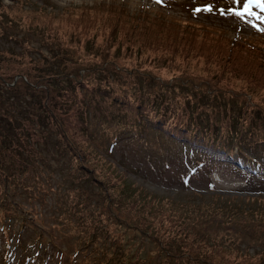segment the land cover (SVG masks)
<instances>
[{"label":"rangeland","instance_id":"1","mask_svg":"<svg viewBox=\"0 0 264 264\" xmlns=\"http://www.w3.org/2000/svg\"><path fill=\"white\" fill-rule=\"evenodd\" d=\"M22 1L27 9L42 11L23 10L18 18L14 16L16 23L0 16V51L27 54L32 62L29 64L25 59L23 66H30L31 74L35 68H42V74L58 68V74L67 76L57 78L54 87L60 81L74 79L83 85L96 83L100 87H112L120 95L127 92L136 96L135 92L140 90L142 94L155 96L157 103H164L166 111L171 113L187 106L193 114L197 108H204L201 113L210 115L206 111L209 103L218 111L214 115L217 118H211L214 124L223 122L226 125L228 118L230 125L240 124L237 111L243 107L248 116L245 123L254 116H264V61L262 63L255 54L253 59L249 57L261 75L257 77L258 71L251 73L252 85L247 81L243 83L247 73L239 70L246 59L243 54L235 59L231 56V67L208 56V49L200 47L205 44L199 37L195 42L198 47L182 56L184 45L190 41L176 36L182 30L188 32L190 26L211 38L218 35L231 40L244 38L264 48V31L258 30L264 29V12L257 7L240 19L231 14L233 11L218 12L216 9L219 5L233 4L234 0ZM3 2L5 6L13 4V0ZM238 2L239 5L244 3L243 0ZM102 5H120L133 17L142 12L164 20L165 28L159 24L156 29L163 31L164 28L168 41L160 44V52L154 53L150 52L151 45L148 52L138 54L134 49H111L103 60V68L108 62L114 66L103 69L100 54L109 31L90 29L94 13ZM207 7L212 11H196ZM83 12L85 19L82 21ZM14 13L12 11V15ZM136 31L131 35L141 40ZM225 42L228 43L227 40L218 41ZM51 50L56 53L54 61L47 63L43 57L48 58ZM194 51L195 59L190 54ZM19 68L17 62H10L7 72L0 71V79L9 75L13 82L29 80L36 89L46 87V79L32 78L27 72L19 74L26 71ZM35 81L39 82L33 84ZM162 81L168 84H161ZM84 92L85 88L78 91L71 88L67 98H82ZM204 92L209 93L202 97ZM0 94L3 97L0 99L2 144L9 137V146L14 143L21 146L20 130L13 129L12 125L29 124L27 119L33 113V104L27 102V95H16L6 89ZM212 97L214 102L211 103ZM86 120L84 136L87 140L83 153L87 161L92 157L104 164V160V166L111 168V176L103 177L107 184L103 196L90 182L83 183V187L94 191L88 209L101 210V227L109 232L113 242L108 243L99 232L88 235L78 222L80 208L72 207V196L66 189L73 191L82 185L73 181L83 178L85 171L75 169L72 173L74 167L69 154L65 150L61 154L62 143L58 150L57 135L50 133L51 125L39 117L28 131L33 129L40 134V141L29 140L26 149L17 153L10 148L9 151L8 147L4 156L0 151V169L6 172L4 167H7V174L14 171L20 158L25 161L29 151L36 154L30 163L34 176L27 173L25 180L8 182L0 191V264H32L26 260L30 258L24 256L30 251L37 255L39 264H264V152L245 150V161L240 163L243 171H238L234 169L236 147L221 158L209 161L194 156L188 143L146 125L134 128L123 118L114 119L112 114L107 121L102 118ZM256 133L264 139L263 133ZM261 145L264 147V143ZM83 192L79 193L83 195ZM224 204L227 207L223 209ZM159 211L166 215L162 217ZM175 221L185 223L188 234L195 237L197 234L207 240L193 245V252L185 249L187 242L179 240L172 232L167 233L168 225ZM190 226H196V232L190 230ZM16 239L25 243V250L13 246ZM5 253L8 261L4 260Z\"/></svg>","mask_w":264,"mask_h":264},{"label":"trees","instance_id":"2","mask_svg":"<svg viewBox=\"0 0 264 264\" xmlns=\"http://www.w3.org/2000/svg\"><path fill=\"white\" fill-rule=\"evenodd\" d=\"M243 1L244 3L246 2V0ZM244 3L239 5L238 0H234L233 4L231 5L226 3L225 5L217 6L216 9H218V12H222L223 9L233 12H243ZM23 10H33L32 12L35 13L42 11V9L36 8L27 9L26 4L22 0H13V4L11 6H5L3 0H0V16H6L11 21H15L14 16H17L18 18L19 15L23 13ZM98 10L99 11H95L94 13V19L91 23L90 29H96L95 32L109 31L107 32V38H105L104 48H101L102 52L100 54V60L102 62V68L105 62L103 60L104 58L106 59L111 49H113L114 51L121 48L128 51H132L131 49H134L136 54H138V52L141 51L148 52L149 49H151V45L153 49H151L150 52L154 53L160 52V50L162 49L159 47L160 44L162 45L163 42L168 41V39L164 36L166 34L164 33V28L166 25V22H164V20H158L156 18L155 20L151 15H145L142 14V12H139L136 17H133L129 15L120 5H102L98 7ZM12 11H15L16 13L12 15ZM25 17L28 18L27 15ZM80 19H82V21L85 19V12L80 15ZM80 19H78L77 22H79ZM96 21H98L99 24H96ZM159 24H161V27L164 26V28H162L163 31L157 30ZM138 27L139 30L136 31L135 29H137ZM187 30L189 31L184 32V30H182V32L176 34V36H182V40L186 38L190 41L184 45L186 47L181 52L182 56L184 54H187L190 49L194 50L198 47V43L195 42H198L197 38L200 37L199 39H201V41L205 44L204 46L200 47H206L208 49V56L214 58L216 61H223V63L229 64L231 67H233L231 56H234L235 59V57H240V54H243V56L246 58L245 62L243 63V67H238L239 70L247 72L243 76L244 79H246H243V83L248 82L252 85L253 82H251V77H249L251 73L255 74L258 71L257 77L261 75L259 70H257L256 67L252 66V56H254L255 54L256 58L260 59V61L263 63V45L261 46L259 44H252L251 42L253 41H249L244 38L231 40L221 35H218V37L216 38H211L209 36L203 35L204 31L201 33V31L197 30L196 27H193L192 29L190 26H188ZM134 31H136L141 40H137V38L131 35ZM131 36L134 38H132ZM220 39L227 40L228 43H218ZM18 43L22 46V43ZM188 44H190V48L188 47ZM202 50L203 49H201V51ZM53 51L54 50H51L52 53L49 56L50 58L43 57V61L46 59L47 63L49 62V60L54 61L53 56L56 53H53ZM173 54L174 52H172V55ZM190 54H192V58H194L196 55L195 51ZM177 55L179 56V53H177ZM17 56H19L20 59L17 58ZM249 57H251L252 59H250ZM25 59H27L28 63L31 64L32 61L27 54L15 55L14 50H2L0 51V71L7 72L8 64L10 62H17V65L20 67L19 69L26 70L21 71L19 74L25 75V72L31 74V67L27 65L23 66V60ZM113 66L114 65L112 63L108 62L103 69L113 68ZM51 69L52 70L46 71L48 74H42V68H35L34 73L29 75L32 78L38 77L39 80L46 79V87H37V89L34 88L31 83H29V80L27 82H24L22 79H20V81L13 82L12 78H10L9 75L1 76L0 91L6 89L10 92H14L16 95H27V102H32L33 104V113L27 119V122H29V124L19 126L12 125L13 129H16L17 127L19 128L20 132L18 133L22 137V145L20 146L14 143L9 146V137H7V140L3 145V139L0 136V151L2 150V156H4L5 149L8 147V149L10 148L15 153H17L18 150L22 151L23 149H26V143H28L29 140L31 142L40 141V134L36 133L33 129H30L28 131V129L31 128L33 124L37 123L35 122V120L39 119V117L43 120V122L51 125L52 130L49 129V132H53L58 137L55 142L58 144L57 149L61 150L62 148L61 154L63 153V150H65L66 153L69 154L72 166L74 167L72 173L74 174L76 172L75 169H82L85 171L83 173V178L77 177L73 181L74 183H82V185H79L73 191H71L70 188L66 189L67 194L69 192L72 196L70 199L72 207L74 209L76 207L80 208L78 210V222H80V224L82 223L83 227L87 230L88 235L94 234V232L102 233L108 243H112L113 240H111L108 236L109 232L105 231L101 227L100 219L103 216L101 210L92 211L88 209L90 207L91 197L93 196L94 191H88L83 187V183L90 182V184L94 185L101 191V195L103 196L104 194H106L107 189V184L103 177L111 176V168H106L104 166V164H106L104 160V164H102L100 160L96 158L94 159L92 157L87 161V155L83 153V149L86 146L85 140H87V137L84 136V126L87 124L86 118H93L96 120L97 118H102L107 121L108 115L112 114L114 119L123 118L127 125H131L134 128H141L146 125L148 128H153L156 131L160 130L163 133H166L172 139H177L180 142L182 141L188 143L192 146V148H190L191 150H188H190V152L194 156L209 161H211L212 158H221L224 153L230 152L232 147H236L238 149L235 155L237 163L234 165V169L238 171H243V169H241L240 167V163H244L245 161L243 153L245 150L249 149V153H255L256 150L264 152V147L261 145L264 143V139L262 138V136L256 133L259 131L260 133L264 134V128H262V126H264V116L262 118H260L261 116H254L253 118H249L248 123H245L247 113L244 107L237 111L238 121L241 118L240 124L234 122L230 125L229 118L226 125H224L223 122L214 124L211 118H217L214 117V115L215 112L218 111L216 109H213V104L208 103V107L206 110L207 114L210 115H204L203 113H201L202 110H205L204 108H202V110L200 108H197L196 113L193 114L187 106L183 108L180 107L178 111L171 113L166 111L167 106L164 103H157V100H155V96L142 94L140 90L135 92L136 96H133L132 93L127 92H123V94L120 95L116 93V91L112 87H100L96 83L90 86H88V83H85V85H83V82H81L80 84L78 80L74 81V79L60 81V83H58L54 87L53 84L55 83V80H57V78L64 79L67 75H65L64 73L58 74V68L56 69V67ZM116 73L118 72L116 71ZM38 82L39 81H35L33 82V84H37ZM161 84L167 85L168 83L167 81H162ZM71 88L75 91L85 88L86 93H83L82 98H67V95L69 94ZM208 93L209 92H204L201 96L205 97L206 95H208ZM0 99H3L1 94ZM213 99L214 97L211 98V103L214 102ZM103 104L104 109L102 108ZM183 104L185 105V103ZM191 110H193V108H191ZM221 112H223L222 109ZM224 116L225 115L223 114L222 119H224ZM257 140L258 142H256ZM260 141L262 143H260ZM31 142L29 143L30 145ZM252 144H255V146H253ZM59 146H61V148ZM28 153L29 155H25V161L20 158L21 161H19V164L15 166L13 172L7 174V167H4V169L7 170L6 172L2 171L3 169H0V191H2L5 186H7L8 182L25 180L27 173H31L34 176L33 167L30 165V163L31 160L34 159L33 157L36 156V154L34 153V151H29ZM6 159L9 160L8 157H6ZM195 162L197 161L195 160L193 164ZM262 169V171L264 172V168ZM23 174L24 176H22ZM242 174L244 175V173ZM80 191H84L83 195L79 193ZM224 207H227V204H224L223 209ZM92 214H94L93 220H91ZM160 215H162L163 217V215L166 214L160 212ZM97 226H100V228H98ZM168 226L169 227L167 228V233L172 232L173 234L178 235L179 240L187 242L184 248L190 250L191 252L194 251L193 245H197V243L201 244L202 240H207L205 238L198 237L197 234L196 237L192 233L188 234L189 232L186 229L187 225L185 223L180 224L178 221H175L171 223V226ZM189 229L195 230L196 232L197 227L190 226ZM19 232L20 228L15 232L16 236L19 235ZM86 237L87 239H90V236ZM195 238L198 240L196 241ZM21 243L22 240L16 239L13 246L19 249L22 247L25 250L26 247L23 245L25 243H22V245ZM179 251L182 253L184 252L180 246ZM30 252L31 253L28 254L24 253V256L26 255L25 258H30L26 260H29V262L31 261L32 264H39V258L37 257V255H35L32 251ZM6 257H8L7 253H5L4 255V260H7ZM192 264H197V262H193Z\"/></svg>","mask_w":264,"mask_h":264},{"label":"snow or ice","instance_id":"3","mask_svg":"<svg viewBox=\"0 0 264 264\" xmlns=\"http://www.w3.org/2000/svg\"><path fill=\"white\" fill-rule=\"evenodd\" d=\"M160 0H157V3H159ZM253 7H257L260 9L261 12H264V0H246V2L244 3V11L243 12H232L231 14L240 18V19H243L245 14H251V9ZM197 12H200V11H207V12H211L212 11V8L211 7H207L205 9H196ZM262 23H264V21H262ZM255 27V26H253ZM258 30H261V31H264V29H258Z\"/></svg>","mask_w":264,"mask_h":264}]
</instances>
